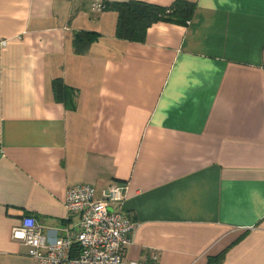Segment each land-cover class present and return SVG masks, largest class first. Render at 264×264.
<instances>
[{
	"label": "crops",
	"instance_id": "1",
	"mask_svg": "<svg viewBox=\"0 0 264 264\" xmlns=\"http://www.w3.org/2000/svg\"><path fill=\"white\" fill-rule=\"evenodd\" d=\"M106 1L0 0V264H36L23 216L54 239L68 187L122 183L126 261L264 264V0H191L138 41Z\"/></svg>",
	"mask_w": 264,
	"mask_h": 264
},
{
	"label": "built area",
	"instance_id": "2",
	"mask_svg": "<svg viewBox=\"0 0 264 264\" xmlns=\"http://www.w3.org/2000/svg\"><path fill=\"white\" fill-rule=\"evenodd\" d=\"M125 197L123 183L109 186L101 196L90 184L70 186L64 207L69 216L77 217L74 228L66 226L60 237L48 239L44 227L25 215L11 228L10 237L27 247L36 264H138L125 258L135 228L124 212Z\"/></svg>",
	"mask_w": 264,
	"mask_h": 264
},
{
	"label": "trees",
	"instance_id": "3",
	"mask_svg": "<svg viewBox=\"0 0 264 264\" xmlns=\"http://www.w3.org/2000/svg\"><path fill=\"white\" fill-rule=\"evenodd\" d=\"M101 9L113 11L116 14L114 35L127 41H138L143 38L147 27L154 22L164 21L187 24L194 12L195 2L191 0H173L169 6L148 3L141 0L106 1ZM100 34L96 31H77L73 44L78 48L88 46ZM223 253L211 257L219 261Z\"/></svg>",
	"mask_w": 264,
	"mask_h": 264
}]
</instances>
